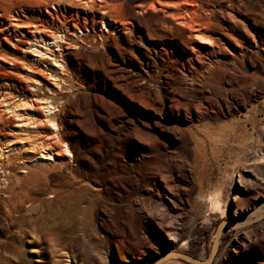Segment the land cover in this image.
<instances>
[{
	"label": "rangeland",
	"instance_id": "obj_1",
	"mask_svg": "<svg viewBox=\"0 0 264 264\" xmlns=\"http://www.w3.org/2000/svg\"><path fill=\"white\" fill-rule=\"evenodd\" d=\"M41 98L72 157L9 145L0 264L207 261L222 221L212 264H264V0H0V101Z\"/></svg>",
	"mask_w": 264,
	"mask_h": 264
},
{
	"label": "bare ground",
	"instance_id": "obj_2",
	"mask_svg": "<svg viewBox=\"0 0 264 264\" xmlns=\"http://www.w3.org/2000/svg\"><path fill=\"white\" fill-rule=\"evenodd\" d=\"M189 22H192V20H190ZM31 32H32L31 34L39 33L36 30V27H34L33 31ZM194 37L199 40H205V35L202 31H198ZM40 40H42V38H40ZM44 41H45L44 46L56 47L57 49L56 51H59L60 46L57 38H54L53 36L46 37ZM32 43L33 44H30V46L27 49L25 48L24 51L33 52L36 58L37 57L44 58V56H46V53L41 51L36 46L37 41L34 40ZM45 52H47V50H45ZM52 59L54 61L55 67L57 69H60L61 71V69L63 68L62 62L57 61L56 57ZM46 79H50L57 86L60 84L59 79L53 76L47 75ZM51 90H52L51 88H47L48 94H51ZM35 101L40 110L39 113L36 112L37 116L34 114H23L18 112V108L19 109L20 107L24 108L25 106H28V108L30 109L32 108L35 109L34 101L22 103L21 105L17 103L14 104L4 100L0 101V130H2V132L6 131V137H7L6 139L8 141L6 144L7 147L5 148L8 149L9 145L14 144L16 141L26 142V140L28 141V139L30 140L34 137L36 140H34L32 143L27 144L28 147L26 146L22 147V149L24 150L30 149L31 151V153L28 154L29 156H27V158L25 159L24 162H22V164L28 167V169L35 168L36 164H43V163L50 165L51 168L61 169L62 167L65 166L66 159L68 158V157L66 158L65 154H67L69 157H72V154L69 148V143L64 141L65 137L62 136V134L60 133V119L56 113L58 106L53 105L52 101L48 98H41ZM39 114L43 117V119H40L38 117ZM10 119L15 123L14 125L11 124ZM44 125L45 126L47 125L49 128L50 133L47 135L49 136L50 142L49 141L47 142L46 140L43 139L40 140L37 139L40 138L39 137L40 133H43L42 130H44L45 127ZM13 151H14L13 149L11 150L8 149L4 152V150L0 148V166L10 165V156ZM47 223L53 225L54 221L53 219H48ZM61 228L62 227H60V229ZM57 235L60 236L59 233ZM172 262L175 263L172 260L170 262H166L163 264H171Z\"/></svg>",
	"mask_w": 264,
	"mask_h": 264
},
{
	"label": "water",
	"instance_id": "obj_3",
	"mask_svg": "<svg viewBox=\"0 0 264 264\" xmlns=\"http://www.w3.org/2000/svg\"><path fill=\"white\" fill-rule=\"evenodd\" d=\"M264 219V212L259 215L256 219L253 220V222H259ZM234 228V225H231L228 221H222L216 231V239L215 244L213 246L210 258L207 261H202L200 259H197L195 257H192L187 254L177 253V252H169L168 254L164 255L163 257L158 258L153 264H163L171 259H180L190 264H212L220 247L221 241H222V234L226 228Z\"/></svg>",
	"mask_w": 264,
	"mask_h": 264
}]
</instances>
